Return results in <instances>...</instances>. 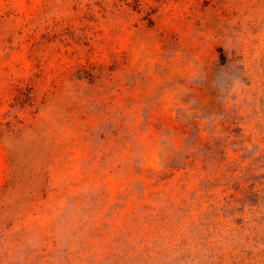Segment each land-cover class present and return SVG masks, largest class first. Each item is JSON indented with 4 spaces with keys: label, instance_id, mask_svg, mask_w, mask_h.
Wrapping results in <instances>:
<instances>
[{
    "label": "rangeland",
    "instance_id": "obj_1",
    "mask_svg": "<svg viewBox=\"0 0 264 264\" xmlns=\"http://www.w3.org/2000/svg\"><path fill=\"white\" fill-rule=\"evenodd\" d=\"M0 264H264V0H0Z\"/></svg>",
    "mask_w": 264,
    "mask_h": 264
}]
</instances>
